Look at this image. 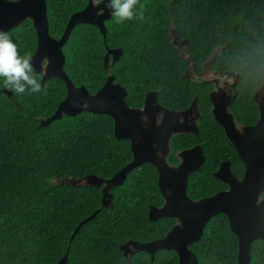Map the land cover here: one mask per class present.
Wrapping results in <instances>:
<instances>
[{
  "label": "trees",
  "instance_id": "1",
  "mask_svg": "<svg viewBox=\"0 0 264 264\" xmlns=\"http://www.w3.org/2000/svg\"><path fill=\"white\" fill-rule=\"evenodd\" d=\"M49 35L58 39L71 14L88 0H45ZM142 15L129 21L106 20V35L90 24H77L62 46L64 72L76 87L95 93L112 74L126 89V103L140 108L145 94L157 92L166 109L184 110L197 96L201 113L198 137L175 136L169 162L175 152L198 142L204 150L203 166L189 175L187 195L192 200L226 188L212 173L229 160L240 178L243 164L211 114V82L188 81V64L170 45L173 27L189 41V56L197 72L211 61V69L236 76L234 100L229 106L237 123L254 125L259 116L253 100L264 71V0H138ZM20 55L31 56L37 46L32 23L24 21L7 32ZM121 49L106 70L104 56ZM40 84L41 75L35 74ZM235 79V78H233ZM14 100L0 91V264H178L173 250H158L153 260L144 251L125 257L119 247L128 241L148 242L164 237L175 220H148L150 206L163 199L157 172L142 164L111 189L112 208L101 206V190L95 186H70L55 179L81 178L86 174L108 179L131 160L130 143L116 139L109 115L82 112L62 116L48 126L50 117L66 96L64 83L50 78L43 93H16ZM98 210V211H97ZM97 211L95 217L76 226ZM199 264H238V241L224 214L206 223L201 238L190 245ZM264 264V240L250 245V263Z\"/></svg>",
  "mask_w": 264,
  "mask_h": 264
},
{
  "label": "water",
  "instance_id": "2",
  "mask_svg": "<svg viewBox=\"0 0 264 264\" xmlns=\"http://www.w3.org/2000/svg\"><path fill=\"white\" fill-rule=\"evenodd\" d=\"M105 4L106 0H88L82 10L69 17L60 38L54 39L48 32L45 0H0V31L8 32L26 20L34 27L37 46L29 58L33 72L41 75L40 85L43 86L50 78H57L66 87L65 98L50 117L41 119L40 126H48L62 116L74 117L82 112L106 114L113 120L115 138L125 139L130 143L131 160L110 178L102 179L86 174L81 178L55 179V182L100 188L101 206L112 208L110 189L121 185L132 169L144 163L150 164L157 172V187L163 204L160 207H149L148 220L172 218L175 223L164 237L148 242L128 241L119 247V252L129 257L134 252L144 251L153 260L156 251L173 250L177 254L178 264H199L190 245L201 238L209 220L218 214H224L231 231L237 237V262L249 264L251 243L254 240H264V71L261 85L253 96L259 112L254 125L236 122L229 108L235 96H226L218 86L209 93L212 117L223 129L237 157L243 163L244 174L241 179H237L230 163L222 161L212 175L227 189L192 200L187 195V182L189 175L199 170L205 161L201 147L194 145L181 150L176 166L168 165L166 157L172 136L198 135L201 113L197 96H194L186 110L178 111L162 107L157 102V92L150 91L145 94L140 108H132L125 101L126 89L115 81L112 74L107 76L104 84L95 93H90L84 86L76 87L65 75L62 46L77 24L95 26L104 39V22L112 17ZM172 30L171 26L168 40L175 47L171 41ZM105 48L104 67L109 70L119 59L122 50L109 49L107 46ZM0 91L14 100L10 90L0 88ZM97 211L76 226L71 238L83 223L95 217ZM66 260L67 256L64 255L56 264H66Z\"/></svg>",
  "mask_w": 264,
  "mask_h": 264
},
{
  "label": "clouds",
  "instance_id": "3",
  "mask_svg": "<svg viewBox=\"0 0 264 264\" xmlns=\"http://www.w3.org/2000/svg\"><path fill=\"white\" fill-rule=\"evenodd\" d=\"M105 7L119 23L139 18L142 11L138 9H142L143 6L138 4V0H106ZM0 82L4 87L20 94L26 91L42 94L44 91L33 75L30 58L26 54L18 53L17 44L4 31H0Z\"/></svg>",
  "mask_w": 264,
  "mask_h": 264
},
{
  "label": "flooded vegetation",
  "instance_id": "4",
  "mask_svg": "<svg viewBox=\"0 0 264 264\" xmlns=\"http://www.w3.org/2000/svg\"><path fill=\"white\" fill-rule=\"evenodd\" d=\"M96 1H98V0H96ZM46 6H47V4H46ZM78 11H80V10H78ZM78 11H76V12H78ZM75 13V12H74ZM73 13V14H74ZM72 15V14H71ZM15 28V27H14ZM11 30V29H10ZM173 33V34H172ZM172 37H173V44H175L176 46H175V48L177 49V51L179 52V54L183 57V58H185V60H186V62H187V64H188V68H187V70H186V72H185V77H186V79L188 80V81H192L193 83H195V84H201V83H208V82H211L212 84H213V88H212V90L215 88V86H218L219 88H221V90L223 91V93L226 95V96H228V97H230V98H233V96H235V94H234V84H235V82H236V76H234V75H232L231 73H229V74H223V73H218V72H216V71H213L212 69H211V61L210 60H208V61H206L204 64H202L201 65V71L200 72H197L195 69H194V64L193 63H191L192 62V59H191V57L189 56V41L187 40V39H184V38H181L179 35H178V33H176L175 31H174V29L172 30ZM109 60L111 61V56H110V58H109ZM212 74V78H207L206 77V75L207 74ZM233 78H235V79H233ZM211 92V91H210ZM190 106V105H189ZM188 106V107H189ZM187 109V108H186ZM186 109H184V110H186ZM174 110H177V109H174ZM184 110H178V111H184ZM160 119H161V116H159L158 117V121H160ZM182 119V118H181ZM199 120H200V118H199ZM198 123H199V121H198ZM238 124H240V123H238ZM198 128H199V126H198ZM198 132H199V130H198ZM199 134V133H198ZM183 135H191V134H183ZM175 136H180V135H174V136H172L171 138H170V141H169V151H168V156L166 157V162L168 163V165H171V166H176L178 163H179V158H178V153L181 151V150H184V149H189V148H191L192 146H194V145H199L200 147H201V145L198 143V142H196V143H194V144H192L191 146H189V147H186V148H182V149H179V150H177L176 152H175V157H176V163L175 164H173V162H169V157H170V153H171V151H172V149H171V142H172V139L175 137ZM192 136H194V135H192ZM194 137H198V135L197 136H194ZM201 149H202V151H203V155L205 156V154H204V150H203V148L201 147ZM205 160H206V156H205ZM223 161H228L229 163H230V161L229 160H223ZM205 162V161H204ZM222 162V161H221ZM220 162V163H221ZM219 163V164H220ZM242 163V162H241ZM145 164V163H144ZM147 164V163H146ZM243 164V163H242ZM203 166V165H202ZM219 166V165H218ZM153 167V166H152ZM218 168V167H217ZM230 168H231V163H230ZM243 169H244V165H243ZM217 170V169H216ZM232 170V169H231ZM215 172V171H214ZM233 172V171H232ZM234 174V173H233ZM243 174H244V171H243ZM243 174H242V176H243ZM234 176L237 178V179H241L242 178V176L240 177V178H238L235 174H234ZM225 186V185H224ZM113 188V187H112ZM111 188V189H112ZM100 189V188H99ZM111 189H110V191H109V193L111 194ZM227 189V187L226 188H224V189H222V190H220V191H218V192H221V191H224V190H226ZM101 190V189H100ZM163 199V198H162ZM163 204V203H162ZM156 207V206H155ZM131 256V255H130Z\"/></svg>",
  "mask_w": 264,
  "mask_h": 264
},
{
  "label": "rangeland",
  "instance_id": "5",
  "mask_svg": "<svg viewBox=\"0 0 264 264\" xmlns=\"http://www.w3.org/2000/svg\"><path fill=\"white\" fill-rule=\"evenodd\" d=\"M172 34H173V33H172ZM172 34H171V35H172ZM171 41L173 42V38H171ZM173 43H174V42H173ZM206 77L210 79V78H212V74H211V73H210V74L208 73V74L206 75Z\"/></svg>",
  "mask_w": 264,
  "mask_h": 264
}]
</instances>
